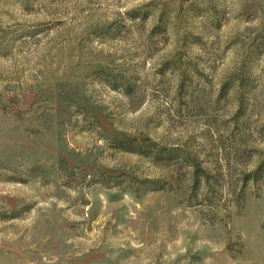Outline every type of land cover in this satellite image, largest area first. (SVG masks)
Segmentation results:
<instances>
[{
  "label": "rangeland",
  "instance_id": "374dc122",
  "mask_svg": "<svg viewBox=\"0 0 264 264\" xmlns=\"http://www.w3.org/2000/svg\"><path fill=\"white\" fill-rule=\"evenodd\" d=\"M0 264H264V0H0Z\"/></svg>",
  "mask_w": 264,
  "mask_h": 264
}]
</instances>
